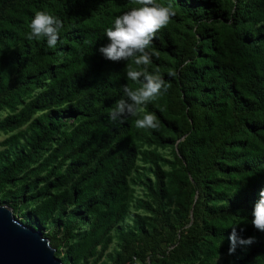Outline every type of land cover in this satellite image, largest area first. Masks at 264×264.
Returning <instances> with one entry per match:
<instances>
[{"label": "trees", "instance_id": "obj_1", "mask_svg": "<svg viewBox=\"0 0 264 264\" xmlns=\"http://www.w3.org/2000/svg\"><path fill=\"white\" fill-rule=\"evenodd\" d=\"M157 3L176 15L148 70L170 87L142 110L159 127L139 129L109 117L140 87L134 61L99 51L134 0H0V204L62 264H96L114 239L112 264H264V0ZM37 11L63 22L55 48L26 38ZM233 226L255 240L229 254Z\"/></svg>", "mask_w": 264, "mask_h": 264}, {"label": "clouds", "instance_id": "obj_2", "mask_svg": "<svg viewBox=\"0 0 264 264\" xmlns=\"http://www.w3.org/2000/svg\"><path fill=\"white\" fill-rule=\"evenodd\" d=\"M134 3L138 7L115 17L113 25L105 31L110 42L99 48L100 53L113 62L134 61L136 67L127 65L126 77L140 83V87L135 89L127 84L122 86L123 96L116 102L109 117L113 122H124L128 117H136L137 128L157 129L159 123L156 115L143 113L142 110L166 92L170 85L166 84L158 72H149V65L156 53L148 49L157 33L168 26L176 13L171 5L163 6L157 0H134ZM63 27V22L56 15L37 11L30 22V32L26 38L32 40L46 37L48 47L55 48ZM169 75L174 76L175 73ZM259 197L252 212V225L264 232V189L259 192ZM229 240V254H233L237 246L251 245L255 238H241L233 226Z\"/></svg>", "mask_w": 264, "mask_h": 264}, {"label": "water", "instance_id": "obj_3", "mask_svg": "<svg viewBox=\"0 0 264 264\" xmlns=\"http://www.w3.org/2000/svg\"><path fill=\"white\" fill-rule=\"evenodd\" d=\"M0 264H62L49 239L0 205Z\"/></svg>", "mask_w": 264, "mask_h": 264}, {"label": "rangeland", "instance_id": "obj_4", "mask_svg": "<svg viewBox=\"0 0 264 264\" xmlns=\"http://www.w3.org/2000/svg\"><path fill=\"white\" fill-rule=\"evenodd\" d=\"M6 137H7V135H4V134L0 133V142H2ZM137 194H138V195L140 194V191H139V190H137ZM0 205H1V204H0ZM13 215L16 217V219H18V220L20 221L18 215H17V216H16L15 214H13ZM21 223L24 224V225H26V224L23 223V222H21ZM26 226H27V225H26ZM118 242H119L118 239H114V241H113L112 245L110 246V248L108 249L107 253H106V254L104 255V257H103L98 263H96V264H112V261H111V259L109 258V256H110V255L112 256V255H113V252H114L115 250L118 249ZM226 258H227V255H222V256H220V258H218V259L216 260V264H222L223 260L226 259Z\"/></svg>", "mask_w": 264, "mask_h": 264}, {"label": "built area", "instance_id": "obj_5", "mask_svg": "<svg viewBox=\"0 0 264 264\" xmlns=\"http://www.w3.org/2000/svg\"><path fill=\"white\" fill-rule=\"evenodd\" d=\"M121 264H139V262L135 259L131 260V261H128V262H125V263H121Z\"/></svg>", "mask_w": 264, "mask_h": 264}]
</instances>
